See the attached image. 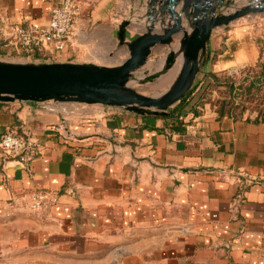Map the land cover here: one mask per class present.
Returning <instances> with one entry per match:
<instances>
[{
	"label": "crops",
	"instance_id": "obj_1",
	"mask_svg": "<svg viewBox=\"0 0 264 264\" xmlns=\"http://www.w3.org/2000/svg\"><path fill=\"white\" fill-rule=\"evenodd\" d=\"M58 2L0 0V55L116 63L132 0H81L63 50L19 45L13 29L45 27ZM206 53L194 86L164 115L0 101V135L14 129L39 144L29 171L0 160V264H264V117L187 101L210 72L254 65L259 49L245 25L228 24ZM36 190L56 196L43 213L30 206Z\"/></svg>",
	"mask_w": 264,
	"mask_h": 264
},
{
	"label": "water",
	"instance_id": "obj_2",
	"mask_svg": "<svg viewBox=\"0 0 264 264\" xmlns=\"http://www.w3.org/2000/svg\"><path fill=\"white\" fill-rule=\"evenodd\" d=\"M158 2V4L156 3ZM149 0L148 25L141 32H127L128 20L116 31V46L125 44L127 54L114 64L74 62H14L0 59V101L53 103L71 101L84 104L121 106L139 113L167 114L196 83L207 60V43L215 28L228 25L249 13L264 12V0ZM157 4V6H156ZM165 12V22L154 24V14ZM160 17V18H161ZM178 38L173 42L174 38ZM169 45L161 70L144 75L159 78L179 64L173 83L156 95H145L130 84L137 78L152 49ZM112 54V53H111Z\"/></svg>",
	"mask_w": 264,
	"mask_h": 264
},
{
	"label": "rangeland",
	"instance_id": "obj_3",
	"mask_svg": "<svg viewBox=\"0 0 264 264\" xmlns=\"http://www.w3.org/2000/svg\"><path fill=\"white\" fill-rule=\"evenodd\" d=\"M148 1L149 0H132V10L127 16V20L129 22L127 28L130 31L139 33L141 32L144 25H148V23L150 22L147 13V10L149 9ZM239 2L240 4H243L244 0H233L232 4L236 5L239 4ZM156 3L158 4V2ZM165 14L166 13L163 12L162 9L160 12L158 11L154 14L155 27H158L160 21L163 22L164 25L166 24L165 17H161L162 15L165 16ZM229 24H231V26L245 25L246 29L252 32L253 40L256 43L260 53V59L255 63L257 64L255 68L257 71H260L262 65L264 64V12L249 13L247 15L234 19ZM216 30L217 28H215L213 31ZM1 40L2 38H0V41ZM177 40L178 38L175 37L173 42H176ZM1 47H4L2 43H0V48ZM112 47L113 48L111 56H113L115 58V61L117 62H119L120 59H123L128 52L125 44L116 46V44L113 43ZM169 47V45L155 46L148 56L146 63L136 71V76L139 77L138 79H142L143 82H139L137 78H134L131 80L130 84L138 92L150 96L156 95L165 91L173 83L179 64H174L173 67L171 66V68L163 72V74H161L159 78H154L152 80L144 79V75H147L158 69L161 70L163 59ZM20 53L14 50L10 54L0 55V59L14 62L30 61V58L26 57L23 54L21 55ZM206 62L208 64L209 60H207ZM247 68L248 67L245 66L236 71L234 82L238 86L240 85L241 88L237 90V93H235L233 97L229 95L228 91L216 89L210 91L207 97L214 103L216 101H219L221 105L225 106V111L229 114L246 116L248 118H255L258 116L264 117V81L260 82L258 86L251 87L250 89L246 90V87L248 86L250 80L255 75L252 74L251 71H249V73L247 74L245 72ZM58 103H69L71 105L79 104L78 102L71 101H59Z\"/></svg>",
	"mask_w": 264,
	"mask_h": 264
},
{
	"label": "built area",
	"instance_id": "obj_4",
	"mask_svg": "<svg viewBox=\"0 0 264 264\" xmlns=\"http://www.w3.org/2000/svg\"><path fill=\"white\" fill-rule=\"evenodd\" d=\"M82 10L81 0H59L58 4L51 8L45 27H15L13 33L23 48L40 49L49 46L54 50H63ZM38 155L39 144L34 139L20 135L14 129L0 135L1 162L14 160L29 171L31 162ZM29 201L34 211L43 213L56 202V196L47 190H36L30 193Z\"/></svg>",
	"mask_w": 264,
	"mask_h": 264
},
{
	"label": "trees",
	"instance_id": "obj_5",
	"mask_svg": "<svg viewBox=\"0 0 264 264\" xmlns=\"http://www.w3.org/2000/svg\"><path fill=\"white\" fill-rule=\"evenodd\" d=\"M259 59H260V53H259ZM256 65L257 64L247 66L248 68L246 69L245 72L248 74L249 71H251L252 74H255V75L250 80L248 86L246 87V90L250 89L251 87H256L259 85L260 82L264 81V64L262 65L260 71L256 70V68H255ZM235 76H236V73H233L230 75L222 76V78H221L216 73L210 72L208 74V76H206V78L204 79V81L201 84V86L199 87V89L197 90L196 96L195 97L193 96L191 99H187V101L188 102L194 101L196 103L198 101H203L204 98H205L204 100H209L207 95H209V92L214 90V89L228 91L229 95H231L233 97L234 94L237 93V90H239V88H241L240 85L238 86L237 84H235V82H234ZM210 102H212V101H210ZM213 104L216 108V111L219 114H229L228 112L225 111L226 110L225 106L221 105L219 101H216L215 103L213 102ZM228 110H229V108H228Z\"/></svg>",
	"mask_w": 264,
	"mask_h": 264
}]
</instances>
